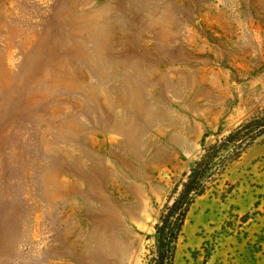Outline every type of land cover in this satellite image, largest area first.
<instances>
[{
    "label": "rangeland",
    "instance_id": "obj_1",
    "mask_svg": "<svg viewBox=\"0 0 264 264\" xmlns=\"http://www.w3.org/2000/svg\"><path fill=\"white\" fill-rule=\"evenodd\" d=\"M256 118L264 0H0V264H146L202 144ZM173 264H264V135Z\"/></svg>",
    "mask_w": 264,
    "mask_h": 264
},
{
    "label": "trees",
    "instance_id": "obj_2",
    "mask_svg": "<svg viewBox=\"0 0 264 264\" xmlns=\"http://www.w3.org/2000/svg\"><path fill=\"white\" fill-rule=\"evenodd\" d=\"M261 135H264V119L256 118L240 124L208 147L202 144L200 161L185 176L176 196L163 206L154 226L155 247L146 255V264H173L177 239L190 205L213 187L230 164L237 161Z\"/></svg>",
    "mask_w": 264,
    "mask_h": 264
}]
</instances>
